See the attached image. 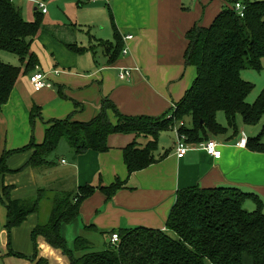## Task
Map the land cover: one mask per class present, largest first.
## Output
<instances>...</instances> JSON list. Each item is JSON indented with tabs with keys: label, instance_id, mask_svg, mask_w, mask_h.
I'll return each instance as SVG.
<instances>
[{
	"label": "crops",
	"instance_id": "crops-1",
	"mask_svg": "<svg viewBox=\"0 0 264 264\" xmlns=\"http://www.w3.org/2000/svg\"><path fill=\"white\" fill-rule=\"evenodd\" d=\"M26 1L34 5V13L38 11L42 14L41 34L33 42L32 50L37 57L44 58L46 66L50 65L47 66V86L40 92L34 90L38 105L33 103L31 113L34 108H40V117L48 121L73 116V120L87 123L99 114L104 98L112 100L125 115L159 117L167 112L184 97L196 77V70L185 65L187 32L196 24L209 27L222 10L232 8L236 2L243 0H55L54 12L48 11L46 6V14L32 0ZM18 8L24 17L25 10L20 6ZM116 34L123 39L121 48H128L129 53L123 55L121 52L116 60H112L117 46ZM126 36L133 38L124 42ZM41 41H47L43 48ZM6 55L0 54L2 61ZM40 69L39 61L35 71L19 80L5 109L15 111L13 105L20 95L29 94L33 87L29 76ZM122 69L132 70L130 80L119 79ZM187 72L189 75L183 80ZM51 102L54 106L42 111V106ZM110 118L113 123L116 122L112 112ZM218 122L227 125L224 116H218ZM4 125H8L9 130L13 129L12 120ZM237 125L236 135L233 130H228L224 135L212 136L220 145L222 157L219 160L192 144H188L190 150L185 157L179 159L176 155V133L167 131L160 135L159 144L164 153L158 148L155 154L158 162L129 175L123 149L136 137L112 135L109 138L110 149L106 153L89 151L73 159L71 151L69 161L58 162L64 168L52 183L45 179L54 171H51L52 165L24 168L33 151L23 165L9 166L14 173L7 175L3 183L14 188L12 199L22 200L33 197H23L21 189L36 183L43 186L37 189L38 195L40 190L74 192L86 185L110 186L119 178L125 187L111 200L107 201L104 194L97 191L82 204L80 216L62 226V235L70 250L74 251L75 241L80 237L86 239L94 251H97L96 248L104 250L113 232L138 227L165 231L176 196L185 189L233 186L258 196L264 206V153L239 146L240 140L248 137L244 126L239 122ZM250 132L255 136L257 133L252 132L259 130L254 128ZM165 133H174L173 143L166 141ZM138 142L144 144L145 141L138 139ZM15 149L18 148L5 147L4 150ZM24 172L29 175L26 179L30 180V184L22 183ZM41 177L44 179L38 180ZM248 201L250 205L247 204L246 208L255 210L254 202ZM48 216L49 213L41 216V212L31 215L28 219L32 223L24 224L14 232L18 244L15 253L24 254L28 259L0 252V264H70L61 251L51 247L42 237L37 239V250L32 244L33 230L40 222H46ZM70 232L73 234L70 235ZM21 239L25 242L23 247L18 243ZM246 261L254 264L247 256L243 264Z\"/></svg>",
	"mask_w": 264,
	"mask_h": 264
},
{
	"label": "trees",
	"instance_id": "trees-1",
	"mask_svg": "<svg viewBox=\"0 0 264 264\" xmlns=\"http://www.w3.org/2000/svg\"><path fill=\"white\" fill-rule=\"evenodd\" d=\"M238 3L245 8L243 17L234 8ZM235 5L222 10L209 27L196 24L187 32L185 65L196 70V77L184 97L163 115H125L112 100L104 98L99 114L90 122L75 121L73 116L50 120L44 123L46 130L41 144L32 141L23 148L3 151L0 202L7 210V256L25 258L12 251L11 232L31 215L40 213L43 201L52 194L47 221L40 222L32 232L33 244L37 250V239L42 237L61 251L70 264H243L245 256L254 264H264L263 202L258 196L233 186L179 191L165 231L138 227L113 232L111 235L120 236L119 244L109 243L101 251H94L80 237L72 251L62 235V226L77 219L82 204L97 191L109 201L125 187L124 182L117 178L110 186L86 185L74 192L40 190L35 198L22 200L12 199L14 188L3 183L7 175L14 173L8 165L11 157L33 151L24 168L51 166L48 156L58 149L62 140L79 156L89 151L108 152L112 135H134L136 140L123 149L124 163L132 175L158 162L155 154L164 132L177 128L186 137L187 144L198 146L228 130L238 134L239 116L244 127L259 126L264 119V89L253 104H248L247 98L255 86L244 81L241 73L247 68L262 70L264 0H243ZM35 14L38 19L28 22L12 0H0V54L14 55L20 62V66H13L0 58V116L19 80L39 66L32 44L41 34L42 14L38 11ZM116 39L112 60L123 54V39L118 34ZM39 109L34 108L31 113L34 120L40 117ZM110 112L115 116V123ZM221 112L225 114L226 126L218 122ZM138 139H143L144 144ZM246 147L264 153V129L258 136L249 137ZM248 200L254 202L255 210L246 208Z\"/></svg>",
	"mask_w": 264,
	"mask_h": 264
},
{
	"label": "rangeland",
	"instance_id": "rangeland-1",
	"mask_svg": "<svg viewBox=\"0 0 264 264\" xmlns=\"http://www.w3.org/2000/svg\"><path fill=\"white\" fill-rule=\"evenodd\" d=\"M38 1L44 2L48 8V11L54 12L53 3L55 0H53V1L52 0H49V1L38 0ZM13 3L17 7L20 6L21 8H23L25 10L24 17H25L26 21H29L32 23L38 19V15H36L34 13L35 7L32 3H29L26 0H19L17 2H13ZM74 8H76V7H74ZM40 17H41V15L39 16V18ZM42 42L44 44H42ZM46 42L47 41H41V43H40L41 48H43V46H46ZM38 44L39 43H37V45ZM6 56H7L6 57L7 60H6V58H5V60H3L5 63H8V64L11 63V65H13V66H15V65L19 66V61L17 60L16 56L11 55V54H8ZM79 57H80V55H79ZM38 58H39L40 67H41L40 72H43L45 74L48 73L49 72L48 67H50V65H47L48 67L45 65V63L43 61L44 58L42 56L39 55ZM81 58H82V61L85 60L84 56H82ZM188 75H189V72H187V74L183 80H185ZM241 76H242V79L244 81L251 83L252 85L255 86L254 90L252 91V93L247 98V103L253 104L255 102V100L257 99V97L262 92V90L264 89V60L262 61V70L261 71L254 70L252 68H247V69L242 71ZM29 83H30V81H29ZM18 92H20L19 89H18ZM14 99H15V97H14ZM35 101H37V96L34 95V89L32 87L29 94H27V95L21 94L20 99L15 102V104L13 105V110H15V111H11L8 108H6V109L3 108L5 110L2 111V114L0 116V129H1V131H0V155L3 153L5 147L7 149H13V148L20 149V148H23V147L29 145L32 141H34L35 143H40L43 141V139H44V125H43V123L48 121V120L44 119V118L42 119L43 116L37 117L35 120L32 118L31 109L33 108V103L37 104ZM53 102H51V104L46 103L45 107L42 106V111L48 107H53L54 106ZM221 116L225 117V114L222 112L219 113V117H221ZM10 120H12V122H13V126L11 127L13 129H11V130H9L10 127L8 125H4V123L9 122ZM238 122L243 126L242 118L240 116L238 117ZM244 128H245V131H246L248 138L252 137L250 130H253L254 128H257V130H259V132H252V133H257L256 136H258L262 132V130L264 129V119L262 120V122L257 127H244ZM162 135H164V134H162ZM164 138L166 139V141L168 143L170 141H171V143H173L174 133H165ZM159 150H160V152L163 151L162 146L160 144H159ZM167 150H169V149H167ZM71 151L73 154L72 157L74 159V156H75L74 151L71 149V147L69 146V144L66 140H62L58 149L54 153H52L50 156H48V160L52 162L51 171H53V170L54 171L52 172V174L50 176H47V178H45L46 180L50 181L51 183L54 182L53 180L56 181V178H58V174L60 172H62V170L64 168L63 165H60L58 162L59 161L61 162V160L69 161V159H70L69 155H70ZM29 153L30 152H24V153L14 155L9 161V166L11 168H15L18 164L23 165L27 161V157H28ZM162 153H164V152H162ZM156 155H157V153H156ZM47 170H48V168H47ZM23 176H24V179L22 180V183L25 185L30 184V180L26 179V177L29 178L28 177L29 175L24 172ZM43 179H44V177L38 178V180H43ZM38 188H43V186H40L37 183L32 185V187L31 186H25L21 189V194L24 195L23 197H25V198L26 197L35 198L37 195L36 193H37ZM71 191H73V190H71ZM50 197H52L51 194L48 195V198L45 199L41 205V216H42V214L46 215L47 213H50V209L52 206V204H51L52 202H51ZM247 204L250 205V201H248L246 203V206H247ZM30 223H32V220L28 219L27 222H25L24 224H25V226H27ZM23 225H21V226H23ZM20 227H17V228H20ZM17 228L12 230L11 236H10L11 249L14 252H16L14 250L15 247L18 246L17 242L15 241V233H14ZM72 234H73V232H70V235H72ZM8 241H9V236L5 230V207H4V204L2 202H0V247L2 249L0 252L2 253V255L8 254V252H9ZM18 243H21L22 247L25 245V242L23 239L19 240ZM32 244H33V241H32ZM96 250L101 251L98 248H96ZM18 254H20V253H18ZM20 255L25 257V258H20V259H28V257L26 255H24V254H20ZM16 258H19V257H16ZM250 260L252 262L251 258H250ZM244 264H251V263H248L246 261Z\"/></svg>",
	"mask_w": 264,
	"mask_h": 264
},
{
	"label": "built area",
	"instance_id": "built-area-1",
	"mask_svg": "<svg viewBox=\"0 0 264 264\" xmlns=\"http://www.w3.org/2000/svg\"><path fill=\"white\" fill-rule=\"evenodd\" d=\"M32 1L37 4L38 8L42 10L43 14L47 13L46 5L43 2H39L36 0H32ZM103 1L112 2L113 0H103ZM234 8L240 17L244 16L245 8L241 3L236 4ZM132 38H133L132 36H126L124 38V42L130 41V40H132ZM128 53H129L128 48H125L123 50V55H127ZM56 73H59V72H56ZM132 74H133L132 70L122 69V70H120L118 77L121 81H126V80L131 79ZM29 80H30V83L32 84V86L36 92L42 91L47 86V83H48L47 75L43 72H40V71L31 74L29 76ZM181 126H183V123L179 125V127H181ZM174 131L176 133V139H177L176 155L179 159H182L185 157V155L190 150V148L186 142V140H187L186 137L184 135H181L177 128ZM239 146H241L242 148H245L247 146V138L246 137H244L240 140ZM197 147L200 150L205 151L209 156H211L212 158H214L216 160H219L222 157V152L219 150L220 145L214 139H211L210 141L201 143ZM63 163H64V161H63ZM119 242H120V236L117 233L112 234L111 239H110V243L112 245H118ZM0 250H1V247H0Z\"/></svg>",
	"mask_w": 264,
	"mask_h": 264
}]
</instances>
